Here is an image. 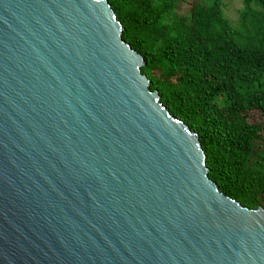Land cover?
<instances>
[{
  "label": "water",
  "instance_id": "95a60500",
  "mask_svg": "<svg viewBox=\"0 0 264 264\" xmlns=\"http://www.w3.org/2000/svg\"><path fill=\"white\" fill-rule=\"evenodd\" d=\"M108 0H0V264H264Z\"/></svg>",
  "mask_w": 264,
  "mask_h": 264
},
{
  "label": "trees",
  "instance_id": "16d2710c",
  "mask_svg": "<svg viewBox=\"0 0 264 264\" xmlns=\"http://www.w3.org/2000/svg\"><path fill=\"white\" fill-rule=\"evenodd\" d=\"M108 2L151 91L199 135L210 180L243 207L264 208V0H243L236 28L223 0Z\"/></svg>",
  "mask_w": 264,
  "mask_h": 264
},
{
  "label": "rangeland",
  "instance_id": "374dc122",
  "mask_svg": "<svg viewBox=\"0 0 264 264\" xmlns=\"http://www.w3.org/2000/svg\"><path fill=\"white\" fill-rule=\"evenodd\" d=\"M224 7H223V14L225 19L229 21V23L233 27H238L239 19H240V11L244 8L243 0H223ZM220 105H223L222 99L218 100ZM264 127V121H263Z\"/></svg>",
  "mask_w": 264,
  "mask_h": 264
}]
</instances>
